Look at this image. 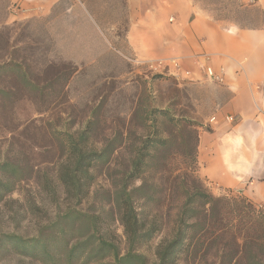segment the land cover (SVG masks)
<instances>
[{
    "label": "rangeland",
    "instance_id": "1",
    "mask_svg": "<svg viewBox=\"0 0 264 264\" xmlns=\"http://www.w3.org/2000/svg\"><path fill=\"white\" fill-rule=\"evenodd\" d=\"M128 25L126 0H63L41 17L0 0V65L10 59L22 62L32 80L0 66V233L31 235L68 204L60 171L71 159V139L79 140L84 132V150L101 151L120 133L121 161L149 132L176 134L177 128L164 122L159 111L154 129L151 111L170 110L174 117L193 114L187 84L167 68L136 61L126 43ZM63 63L78 69L65 85L64 79H50V66ZM174 158L176 170L184 166L178 153ZM4 163L16 169L4 170ZM113 171L109 163L93 166L90 190L108 188ZM206 186L217 196L228 192ZM161 239L144 248L150 258ZM199 264L219 260L208 256L207 263Z\"/></svg>",
    "mask_w": 264,
    "mask_h": 264
},
{
    "label": "trees",
    "instance_id": "2",
    "mask_svg": "<svg viewBox=\"0 0 264 264\" xmlns=\"http://www.w3.org/2000/svg\"><path fill=\"white\" fill-rule=\"evenodd\" d=\"M0 66L32 81L22 62L10 59ZM50 69V79H64V85L78 70L66 63ZM157 111L177 128L176 134L149 132L121 161L120 133L101 151L84 150V132L79 140L71 139L69 165L60 171L68 204L31 235L0 233V264H199L207 263L208 256L219 264H264V208L232 191L219 196L210 192L199 173L201 125L187 116L174 117L170 110H156L148 115L153 128ZM176 153L184 165L177 170ZM106 163L114 169L109 187L91 191V168ZM2 167L16 169L11 163ZM158 238L150 258L144 248Z\"/></svg>",
    "mask_w": 264,
    "mask_h": 264
},
{
    "label": "crops",
    "instance_id": "3",
    "mask_svg": "<svg viewBox=\"0 0 264 264\" xmlns=\"http://www.w3.org/2000/svg\"><path fill=\"white\" fill-rule=\"evenodd\" d=\"M11 1L41 17L63 0ZM126 9L136 61L188 85L200 175L264 208V0H126Z\"/></svg>",
    "mask_w": 264,
    "mask_h": 264
},
{
    "label": "built area",
    "instance_id": "4",
    "mask_svg": "<svg viewBox=\"0 0 264 264\" xmlns=\"http://www.w3.org/2000/svg\"><path fill=\"white\" fill-rule=\"evenodd\" d=\"M162 63H163V62L161 61L160 64H162ZM172 63H173L175 66H178L177 62L172 61ZM165 66H166V65H165ZM167 66H169V64H167ZM152 67H154V68L156 69V66L153 65ZM203 67H204V70H205L206 75H207L209 78H212V79H214V80H216V81H222V77L219 76V75H217V74L215 73V71L212 69V67H210V66H203ZM187 74H188V72H187ZM213 119H214V118H213ZM227 120H228V121H233L234 118H233L232 116H228V117H227Z\"/></svg>",
    "mask_w": 264,
    "mask_h": 264
}]
</instances>
